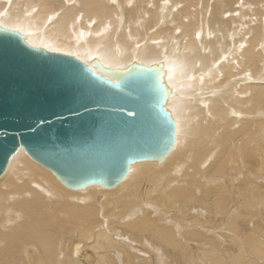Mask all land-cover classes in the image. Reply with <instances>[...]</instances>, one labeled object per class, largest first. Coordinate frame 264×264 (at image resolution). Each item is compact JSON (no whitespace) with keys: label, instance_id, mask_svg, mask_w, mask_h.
Listing matches in <instances>:
<instances>
[{"label":"bare ground","instance_id":"1","mask_svg":"<svg viewBox=\"0 0 264 264\" xmlns=\"http://www.w3.org/2000/svg\"><path fill=\"white\" fill-rule=\"evenodd\" d=\"M0 28L111 84L98 68L159 66L177 126L163 162L110 190L69 189L20 149L0 264H264V0H0Z\"/></svg>","mask_w":264,"mask_h":264},{"label":"water","instance_id":"2","mask_svg":"<svg viewBox=\"0 0 264 264\" xmlns=\"http://www.w3.org/2000/svg\"><path fill=\"white\" fill-rule=\"evenodd\" d=\"M98 70L115 84L0 28V177L20 149L69 189L110 190L132 162L167 158L177 126L163 110L161 68Z\"/></svg>","mask_w":264,"mask_h":264},{"label":"rangeland","instance_id":"3","mask_svg":"<svg viewBox=\"0 0 264 264\" xmlns=\"http://www.w3.org/2000/svg\"><path fill=\"white\" fill-rule=\"evenodd\" d=\"M194 94V95H193ZM186 97H190L191 99L192 98H194V99H196L195 98V93H189V94H187V95H185ZM201 98H197V100L199 101ZM183 161H188V159H186L184 156H181L180 157ZM262 188H264V183L262 184ZM264 194V191L263 192H261V196ZM237 207V206H236ZM262 217V219H264V217L263 216H261ZM227 235H229L230 233L229 232H225ZM226 235V236H227ZM241 236L243 237V238H247V241H245L246 243H245V249L247 250V252L250 250V247L253 245V243H252V241L250 240V231H249V229H248V227L246 226V227H243V230L241 231ZM198 252H201L200 251V249L198 250ZM252 262H254V258L252 257V255L251 254H249L246 258H244V259H242L241 261H240V264H249V263H252Z\"/></svg>","mask_w":264,"mask_h":264}]
</instances>
